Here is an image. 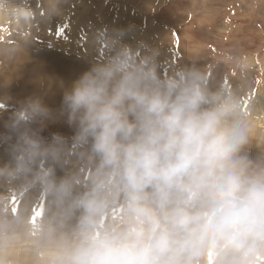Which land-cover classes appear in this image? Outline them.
<instances>
[{
	"label": "clouds",
	"instance_id": "1",
	"mask_svg": "<svg viewBox=\"0 0 264 264\" xmlns=\"http://www.w3.org/2000/svg\"><path fill=\"white\" fill-rule=\"evenodd\" d=\"M0 10L17 21L34 12L30 0H9ZM101 39L108 55L70 85L61 81L58 109L26 97L0 131L9 157L0 181L37 186L48 197L50 264H191L209 243L264 242V171L249 175L239 155L250 131L241 91L200 63L165 73L158 49ZM57 120L71 136L42 135ZM70 144L94 164L86 186L76 171L39 166ZM113 202L123 205L124 224L100 228ZM74 215L68 238L55 222Z\"/></svg>",
	"mask_w": 264,
	"mask_h": 264
},
{
	"label": "rangeland",
	"instance_id": "2",
	"mask_svg": "<svg viewBox=\"0 0 264 264\" xmlns=\"http://www.w3.org/2000/svg\"><path fill=\"white\" fill-rule=\"evenodd\" d=\"M30 3L34 12L26 21H17L11 12L0 10V131L3 121L26 97L39 95L53 110L58 109L61 81L70 85L80 73L71 80L53 66L82 73L91 63L108 55L109 45L101 38L116 35L134 46L143 43L158 49L165 73L177 64L197 62L208 67L210 74L215 72L225 85L239 89L250 128L248 141L239 155L249 175L264 171V0ZM8 4L9 0H0V9ZM17 47L20 50H15ZM238 63L244 65L243 71L236 67ZM55 133L71 136L72 129L63 120H57L42 131L48 138ZM6 149L7 145L0 143V165L9 159ZM52 163L58 175L78 172L84 186L94 175V164L82 157L75 145H68L55 161H40L39 166ZM51 216L49 200L42 189L0 181V264H50L54 245L48 239L47 229ZM77 224L75 215L55 222L68 238ZM123 224V205L113 202L102 217L100 228L109 226L116 230ZM190 261L264 264V242L248 239L234 249H221L209 243L194 253Z\"/></svg>",
	"mask_w": 264,
	"mask_h": 264
},
{
	"label": "bare ground",
	"instance_id": "3",
	"mask_svg": "<svg viewBox=\"0 0 264 264\" xmlns=\"http://www.w3.org/2000/svg\"><path fill=\"white\" fill-rule=\"evenodd\" d=\"M8 43V42H7ZM9 44V43H8ZM14 44H16V43H14ZM16 46V45H15ZM9 47H13V46H9ZM5 48H8V47H5ZM4 48V49H5ZM15 50H20L18 47L17 48H15ZM14 50V51H15ZM8 51H10V50H8ZM7 53V52H6ZM8 53H10V52H8ZM11 55V54H10ZM15 55V54H14ZM22 56V55H21ZM34 57V56H33ZM1 58V57H0ZM12 58V57H11ZM10 58V59H11ZM2 59V58H1ZM4 60V59H3ZM24 60V59H23ZM52 60V59H51ZM32 61H33V59H32ZM54 62V61H53ZM5 63V62H4ZM57 63V62H56ZM52 64V63H51ZM1 65V64H0ZM64 65V64H63ZM79 66V65H78ZM28 67V66H27ZM53 67H56L58 70H60V71H62L63 73H64V75H65V77L66 76H68V78H70L71 80L73 79V77L75 76V74H81V72L79 71H77L76 69H73V70H67L66 68H65V66H59V65H54ZM80 67V66H79ZM6 70V69H5ZM17 70V69H16ZM16 72V71H15ZM18 72H19V70H18ZM56 72V71H55ZM62 73V74H63ZM1 74V73H0ZM2 75H4V74H2ZM1 75V76H2ZM15 75V74H14ZM20 75V74H19ZM54 75V74H53ZM74 75V76H73ZM8 76V75H7ZM18 76V75H17ZM23 76V75H22ZM22 76H20V77H22ZM31 77H33V76H31ZM53 77H56V76H53ZM4 78V77H3ZM36 78V77H35ZM67 78V77H66ZM7 79V78H6ZM21 79V78H20ZM30 79V78H29ZM69 79V80H70ZM75 79V78H74ZM50 80V79H49ZM5 82V81H4ZM7 82V81H6ZM31 82V81H30ZM48 82V81H47ZM52 84V83H51ZM49 91H51L52 90V88L51 87H49V89H48ZM58 90V89H57ZM261 112H263L262 110H261ZM255 114V113H254ZM261 117V116H260ZM193 257H195V256H193ZM247 260V259H246Z\"/></svg>",
	"mask_w": 264,
	"mask_h": 264
}]
</instances>
